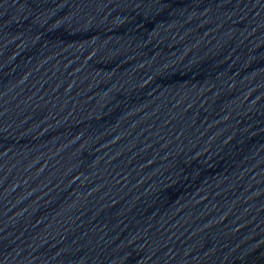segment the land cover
Segmentation results:
<instances>
[{"label": "water", "instance_id": "obj_1", "mask_svg": "<svg viewBox=\"0 0 264 264\" xmlns=\"http://www.w3.org/2000/svg\"><path fill=\"white\" fill-rule=\"evenodd\" d=\"M0 264H264V0H0Z\"/></svg>", "mask_w": 264, "mask_h": 264}]
</instances>
